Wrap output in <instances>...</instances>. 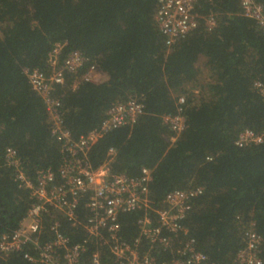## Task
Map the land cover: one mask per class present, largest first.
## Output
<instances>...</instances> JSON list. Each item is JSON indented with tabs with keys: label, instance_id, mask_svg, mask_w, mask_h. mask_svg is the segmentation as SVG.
I'll return each mask as SVG.
<instances>
[{
	"label": "trees",
	"instance_id": "1",
	"mask_svg": "<svg viewBox=\"0 0 264 264\" xmlns=\"http://www.w3.org/2000/svg\"><path fill=\"white\" fill-rule=\"evenodd\" d=\"M241 2L197 0V27L168 47L154 20L159 0H0V236L19 226L32 203L6 149L30 177L61 163L46 101L27 77L51 73L49 56L59 45L58 67L74 52L84 59L50 94L72 139L98 130L118 102L142 105L134 124L92 145L91 166L108 163L129 177L151 170L156 207L171 191L201 188L185 221L198 251L209 264H232L252 229L264 264V138L235 145L244 130L264 134V98L254 87L264 84V29L242 14ZM91 66L96 82L82 80ZM174 117L184 120L181 132L166 121ZM136 219L120 218L125 238L136 235ZM0 264L28 263L14 254Z\"/></svg>",
	"mask_w": 264,
	"mask_h": 264
},
{
	"label": "built area",
	"instance_id": "2",
	"mask_svg": "<svg viewBox=\"0 0 264 264\" xmlns=\"http://www.w3.org/2000/svg\"><path fill=\"white\" fill-rule=\"evenodd\" d=\"M196 2L159 0L154 20L168 47L197 27ZM241 8L245 17L264 29V7L242 0ZM214 25L213 18L206 20L209 29ZM60 49L57 45L49 56L51 73L33 70L27 77L31 88L46 101L61 163L55 171L40 169L30 177L15 150L6 149V164L13 169L19 187L28 191L32 203L19 226L0 236V260L17 254L28 264H209L185 224L192 201L203 192L201 188L171 191L156 207L149 190L151 170L142 168L138 176L129 177L112 173L108 163L93 168L88 161V152L103 134L136 122L142 105L135 98L114 104L98 130L77 140L64 128L59 102L50 94L56 85L63 84L64 72L75 73L84 59L74 52L58 67ZM98 74L91 66L82 80L96 82ZM254 87L264 98V84L256 82ZM166 121L176 132L184 128L180 117ZM263 138L264 134L244 130L235 145H259ZM114 154L115 150L108 151V156ZM131 214L137 215V233L128 239L123 236L120 218ZM78 236L79 240L73 242ZM242 240L232 264H262L260 236L249 229Z\"/></svg>",
	"mask_w": 264,
	"mask_h": 264
},
{
	"label": "rangeland",
	"instance_id": "3",
	"mask_svg": "<svg viewBox=\"0 0 264 264\" xmlns=\"http://www.w3.org/2000/svg\"><path fill=\"white\" fill-rule=\"evenodd\" d=\"M99 79V75L96 77V80Z\"/></svg>",
	"mask_w": 264,
	"mask_h": 264
}]
</instances>
